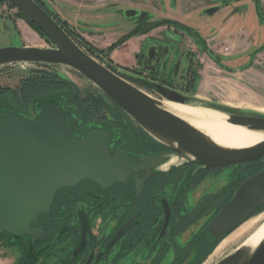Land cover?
<instances>
[{"label": "flooded vegetation", "instance_id": "af4514ba", "mask_svg": "<svg viewBox=\"0 0 264 264\" xmlns=\"http://www.w3.org/2000/svg\"><path fill=\"white\" fill-rule=\"evenodd\" d=\"M182 1L188 2L177 0L178 4ZM229 1L208 9L218 8L213 15L207 14L208 10L204 14L214 16L233 7L235 13L243 18L241 24L237 23L233 14L218 31L214 30L211 34L205 33L208 28H194L181 20H172L156 28L167 27L177 44L172 53L175 61L170 62L172 67L167 74H163V70L171 54L170 48L159 42L150 43L136 58L140 65L145 60L149 62L142 66L146 72L152 73L151 76L134 69L123 70L112 61L107 64L103 58L95 57L79 46L116 76L135 87L139 84L146 88L148 92L137 87L151 97L158 94L153 86L145 82L160 84L183 97L196 99L195 77L200 72L195 66L183 67L180 61L196 63L194 59L198 57L193 50L182 51L184 34L199 53L207 55L220 66L226 65L225 58L229 56L214 48L221 40L239 44L245 43L244 40L250 42L248 48L237 54L234 60L237 63L248 61V65L252 66L256 57L264 53L263 35L259 34L255 23V16L261 20L264 17V0ZM144 16L141 11V15L135 18L139 25L127 34L143 29L141 23ZM259 35H262L260 42ZM228 70L233 69L229 67ZM155 72L162 77L161 80L143 78L154 77ZM187 73L191 74L190 77H185ZM57 91L72 95L74 105L64 108L71 114L68 124L78 123L74 139H83L94 131L107 133L110 135L108 145L111 153L121 151L135 165H140L141 157L171 155L170 150L145 133L102 91L87 94H82L77 88ZM225 169H206L197 164H183L169 169L160 166L149 174L146 171L133 172L126 183H116L108 188L84 181L75 187L62 189L57 193L50 213L32 225L34 230L46 229L45 239L36 244L31 237L27 242L23 241L21 246L24 249L19 251L15 264H203L218 245H214L216 240L207 231V226L231 198L239 180L217 193L203 191L197 198L196 192L207 178ZM194 254H198L196 261L191 260Z\"/></svg>", "mask_w": 264, "mask_h": 264}, {"label": "water", "instance_id": "95a60500", "mask_svg": "<svg viewBox=\"0 0 264 264\" xmlns=\"http://www.w3.org/2000/svg\"><path fill=\"white\" fill-rule=\"evenodd\" d=\"M42 32L52 48L9 46L0 48V67L40 64L69 68L91 82L152 139L170 150L169 157L146 156L140 165L131 163L121 151L111 153L110 135L94 131L83 139L73 138L78 123L68 124L71 115L61 102L51 99L36 105V117L0 113V238L12 244H33L45 239L46 229L32 228L48 215L57 193L92 181L108 188L126 183L134 172L197 164L206 169L250 164L258 169L239 180L231 198L207 226L218 245L250 219L264 213V141L248 148L232 149L163 107L155 99L113 74L85 52L36 0H8ZM218 8L207 11L213 15ZM141 15L125 11L127 19ZM167 101L221 112L227 122L264 134V114L239 111L181 96L160 84H151ZM172 159L175 163L166 166ZM216 246V248L218 247ZM215 248V250H216ZM214 250V251H215ZM215 264H264V239L254 248L240 246Z\"/></svg>", "mask_w": 264, "mask_h": 264}, {"label": "rangeland", "instance_id": "374dc122", "mask_svg": "<svg viewBox=\"0 0 264 264\" xmlns=\"http://www.w3.org/2000/svg\"><path fill=\"white\" fill-rule=\"evenodd\" d=\"M41 1L48 11L56 16L54 17L56 21L62 24L71 34L73 40L78 45L88 50L91 55L103 58L106 63L112 61L114 65L116 61L123 70L134 69L143 72L144 75L150 76L152 73L146 72V69L144 70L142 66L145 64L148 65L149 62L145 60L143 61L144 64L140 65V61L136 60L140 52L136 54L135 58L133 57L134 60L132 59V62H129L127 52L123 51L132 50L134 47L129 45L125 48L124 45L127 44L128 41L113 51H116L113 58L111 57L113 52L104 55L91 52L92 49H95L108 53L113 44L127 36L128 32H131L139 25V21L127 19L124 16V12L128 9H138L144 13L145 16L142 18L144 21L141 23L143 27L142 31L164 21H167V24H169L172 20H181L184 24H190L194 28H208L205 33L211 34L214 30L218 31L228 17L233 14L236 16L237 23L241 24L243 22V18L235 13L236 9L233 7L225 9L214 16L204 14L206 10L213 6L228 4L230 2L229 0H188V2L182 1L179 4L177 0L176 2H172L171 0H107L105 3L102 0ZM190 10V14H186ZM260 20L261 19L255 16V23L259 27L258 32L259 34L262 33L264 39V17L261 21ZM144 35H147V37L142 38V40H137L138 42L136 43L138 45L140 44V51L142 50L143 52V49L152 42H159L161 45L170 48L169 52L171 54L167 57V66L165 70H163V74H167L168 70L172 67L170 62L174 63L175 61L173 60L175 58L172 53L177 44L173 39V33H169L166 30L154 29ZM262 35H259L260 38L258 42H260ZM183 37L184 39L181 41L182 51L186 52L188 50H193L195 51L194 55L198 57L194 59L196 63H191V61L188 62L186 60H181L180 63L183 67L184 65L195 66L196 71L200 72V74L195 77L196 89L194 91L199 101H205L207 103L237 109L239 111L264 114V53L256 57V62L252 66L248 65V61L242 64L237 63L234 62L237 54L242 52L244 48H248L250 42L246 43L247 40H244L245 43H238L237 45L236 41L228 40L226 43L221 40L217 46L214 45V48H218L221 53L228 54L229 56L225 58L227 62L226 65L220 66L211 61L207 55L199 53L197 47L193 45V42H191L188 36L186 37L184 34ZM9 46L53 47L46 36L37 31L7 0H0V48ZM229 67L233 70H228ZM42 73L54 74L61 79L69 81L75 85L82 94H87L89 92L97 93V91H99L87 79L66 67L39 64H17L0 67V89L5 88L13 90L10 99H12V101L14 100V107H20L22 109L20 112L24 113L30 119H35L36 117L35 103L31 97L27 98L25 96L22 88L25 83L38 77V75ZM153 75L154 77L143 78L155 80L162 79V77L158 76L157 72ZM190 75L191 74L187 73L185 77H190ZM168 78L173 79V77L170 76ZM135 85L143 91L148 92L143 86L139 84ZM152 96L162 102L167 101L159 95L153 94ZM10 99L8 98L6 100ZM257 169V167H251L250 164L226 168L220 171V173L207 178L198 188L196 196L197 198L200 197L203 191L217 193L220 189L230 185L236 180L241 181L245 177L250 176ZM259 216L260 215L249 220L233 234L237 233L242 228L252 225V222L256 221ZM197 227L198 226L195 227V230ZM236 244H233L222 256H217L212 261H210L211 256L208 257L203 264L217 263L223 257L231 253ZM23 249L24 247L21 246V243L12 244L10 239L0 238V264H15L19 256V251ZM196 259H198V254H194L191 257L192 261H196Z\"/></svg>", "mask_w": 264, "mask_h": 264}, {"label": "bare ground", "instance_id": "6f19581e", "mask_svg": "<svg viewBox=\"0 0 264 264\" xmlns=\"http://www.w3.org/2000/svg\"><path fill=\"white\" fill-rule=\"evenodd\" d=\"M162 104L166 110L187 121L221 146L243 149L264 141V134L251 132L242 127L229 124L227 116L221 112L199 106L181 105L170 101H163ZM175 161L176 159H172L166 166L175 163ZM232 234L218 245L211 255L210 261L217 256H222L236 243L232 249L233 251L240 246L254 248L259 245L264 239V213L260 214L258 219L252 222L249 227L242 228L237 233Z\"/></svg>", "mask_w": 264, "mask_h": 264}, {"label": "trees", "instance_id": "16d2710c", "mask_svg": "<svg viewBox=\"0 0 264 264\" xmlns=\"http://www.w3.org/2000/svg\"><path fill=\"white\" fill-rule=\"evenodd\" d=\"M36 1L52 17H56V16H54V14H51L48 11V9L44 6V4L42 3L41 0H36ZM55 20H56V18H55ZM167 23H168L167 21H164L162 23L152 25V26L146 28L143 31L142 30H138V31H135V32H132V33L128 34L127 36H125L122 39H120L117 43L113 44L110 47L108 53H106L105 51H98V50H95V49L94 50L92 49L91 52L97 53L99 55L112 53L114 50L119 48L125 42L129 41L131 38L139 36V35L148 34L150 31H152V30H154V29H156V28H158L160 26H164ZM32 26L37 31H39L34 25H32ZM62 28L71 36V34L63 26H62ZM63 88H72V89H74L76 87H75V85H73L69 81L59 78L57 75L50 74V73H42V74L38 75V77H36V78L28 81L27 83H25V85L22 88V90L24 91V94H25V96L27 98H29V97L32 98L33 102L35 103V108H36L37 104L42 103V102H46V101L51 100V99H56L59 102H61V106L72 107L74 105V103L72 102V97H71L72 95L57 91V90H60V89H63ZM8 94H10V95H8ZM12 94H13V90H11V89H5V88H1L0 89V113H7L8 112V113H12V114H15V115H20V114L25 115L24 113L20 112V110H22L20 107L19 108L18 107H14V104H13L14 100L12 101V99H10L12 97ZM8 98L10 100H6ZM217 243H218V241H216L214 245H216Z\"/></svg>", "mask_w": 264, "mask_h": 264}, {"label": "crops", "instance_id": "0c3cea01", "mask_svg": "<svg viewBox=\"0 0 264 264\" xmlns=\"http://www.w3.org/2000/svg\"><path fill=\"white\" fill-rule=\"evenodd\" d=\"M104 3L105 2H107V0H102ZM109 2V1H108ZM111 2V1H110ZM104 5V4H103ZM159 30H168V28L167 27H161V28H159ZM147 37V35H143V36H136V37H133V38H131L128 42H127V44H125L124 46H125V48H127L129 45H132V47H134L133 49L132 48H130V49H132V50H126V51H123V52H127V57H128V59H129V62H132V59H133V57L135 58V56H136V54H138V52H140V44L138 45V44H136L138 41L137 40H142V38H146ZM136 45V46H135ZM237 45H238V43H237ZM124 46H122V47H124ZM114 54H116V51L115 52H113V54L111 55V57L113 58V56H114ZM134 60V59H133ZM115 63H117V64H119L118 62H116L115 61Z\"/></svg>", "mask_w": 264, "mask_h": 264}]
</instances>
